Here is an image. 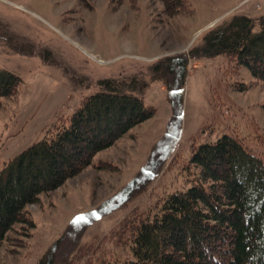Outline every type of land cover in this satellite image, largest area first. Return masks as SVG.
I'll return each mask as SVG.
<instances>
[{
	"label": "rangeland",
	"instance_id": "374dc122",
	"mask_svg": "<svg viewBox=\"0 0 264 264\" xmlns=\"http://www.w3.org/2000/svg\"><path fill=\"white\" fill-rule=\"evenodd\" d=\"M188 1L167 17L159 0H0V69L22 81L0 105V168L66 123L100 90V80L132 83L133 94L155 110L81 173L27 206L28 223L0 242V264L122 263L130 259L132 225L190 185L196 146L233 134L264 159V87L246 69L224 56L187 59L180 117L151 72L165 58L188 56L236 13L264 14V3L243 0L204 27L220 9L212 0ZM249 3L254 11L243 14Z\"/></svg>",
	"mask_w": 264,
	"mask_h": 264
},
{
	"label": "trees",
	"instance_id": "16d2710c",
	"mask_svg": "<svg viewBox=\"0 0 264 264\" xmlns=\"http://www.w3.org/2000/svg\"><path fill=\"white\" fill-rule=\"evenodd\" d=\"M159 1L167 17L189 5L188 0ZM188 54L165 58L151 69L177 117L189 58L224 56L264 87V16L233 15ZM21 84L17 75L0 69V105L16 96ZM98 87L66 123L0 168V242L16 224L28 223L27 206L155 114L133 94L132 83L108 78ZM188 164L196 170L188 188L167 195L152 216L132 225L130 259L117 264H264V159L233 134H223L196 146Z\"/></svg>",
	"mask_w": 264,
	"mask_h": 264
},
{
	"label": "crops",
	"instance_id": "0c3cea01",
	"mask_svg": "<svg viewBox=\"0 0 264 264\" xmlns=\"http://www.w3.org/2000/svg\"><path fill=\"white\" fill-rule=\"evenodd\" d=\"M258 3H264V0H255ZM213 2V6L216 7L217 9H220V12L222 13L219 17L211 20L208 22V24H206L204 27H209V25L211 26L213 23H215L216 21H219L220 19H222V17L231 9H237V6L243 2V0H212ZM251 8H253L250 3L248 6H245L242 10H243V14L247 13L248 11H254V9L252 10ZM246 10V11H245ZM237 15V13H236ZM248 15V14H245ZM260 16H264V14H259L257 17Z\"/></svg>",
	"mask_w": 264,
	"mask_h": 264
},
{
	"label": "snow or ice",
	"instance_id": "6c2138e0",
	"mask_svg": "<svg viewBox=\"0 0 264 264\" xmlns=\"http://www.w3.org/2000/svg\"><path fill=\"white\" fill-rule=\"evenodd\" d=\"M79 219H83V217L79 218Z\"/></svg>",
	"mask_w": 264,
	"mask_h": 264
}]
</instances>
